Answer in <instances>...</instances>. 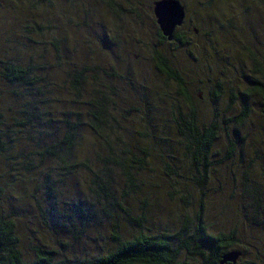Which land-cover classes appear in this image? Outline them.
Returning <instances> with one entry per match:
<instances>
[{"label":"trees","instance_id":"trees-1","mask_svg":"<svg viewBox=\"0 0 264 264\" xmlns=\"http://www.w3.org/2000/svg\"><path fill=\"white\" fill-rule=\"evenodd\" d=\"M47 1L0 0V10L11 12L12 18L19 21L17 26L21 27V38L37 48L41 40L34 41L30 36L38 34L44 37L46 29L52 32V28L46 26L40 15L30 12V6H42ZM104 1L114 7V0ZM238 1L227 0L224 3L236 4ZM208 11L201 13L206 15ZM83 22L85 26L88 23L86 20ZM198 22L199 26H194L191 31L193 36L196 29L198 36H203L208 46H213L211 35L215 30L206 20L199 18ZM153 24L156 44L149 46L142 43V37L138 34L132 38L146 47L150 54L147 57L140 55L137 60L124 58L122 64L114 63L115 67L106 72L99 60L93 62V57L88 58V51L84 53L81 65L69 67L66 75L60 79L50 77L52 70L44 59H40L42 64L39 65L22 63L19 57L14 56L12 38L16 36L15 31L0 29V178L11 177L8 185L13 187H21L25 182L42 187L51 211L54 202L51 199L57 195V189L66 184V178L62 177L69 178L80 170L88 172L90 180L87 190L91 192L93 200L90 206L84 208L81 202L78 205L73 203L74 215L82 225L77 231L76 241L90 220L100 224L103 218L111 217L112 210L123 208L121 203L128 193L113 184V176L119 173L117 169L121 170L128 185L133 187L131 195L134 194L135 198L133 210L122 209L126 215L124 225L129 223L135 230L126 236L115 231L110 235L112 242L105 241L101 247L97 246V250L87 251L83 256L58 254L52 243L30 245L29 254H25L19 244V229H16L12 214L0 210V264H179L183 254L198 264H220L222 256L228 252L238 251L242 256L240 250H235L239 227L235 225L228 231H210L206 222L209 198L205 200L204 196L207 191L218 189V196H225L228 200L226 202L224 199L227 205L223 209L230 205L227 212L231 215L234 216V209L238 205L240 208L237 211L248 221L260 214L259 202L253 196V191L249 192L253 183L246 172L250 164H245L241 155L243 140L239 141L238 137L232 140L227 134L224 144L218 132L228 123L236 128L243 127L250 115L246 104L251 92L258 94L259 104L264 111V60L258 57L257 49L249 43L248 37L244 41L237 37L236 45L242 43L241 47L250 57L254 78L248 79L253 86L241 89L237 97L230 90L227 110L235 99L243 100L237 114L218 118L219 113L214 110L215 113L208 116L206 112L198 110L196 104L200 101L193 91L194 77H197L198 71H210L209 66L202 68L201 59V54L208 49L205 50L203 44L197 50H191L186 34L177 30L169 42L158 30L154 19ZM259 24L258 21L247 24L257 44L260 40L254 26ZM202 28L207 30L203 31ZM118 39L112 38L110 42L116 43ZM124 39L129 42L131 37ZM99 40L100 47L106 51L104 46L107 47V39ZM59 41L55 37L49 46L57 53L60 62ZM77 41L85 42L81 39ZM167 42L174 43L176 50L181 49L186 54L191 78L176 65L173 54L158 49L157 46ZM21 44L23 47L30 46ZM222 46H226L225 43ZM224 49L219 45L217 48L211 47V52H208L214 56L212 59L218 61L216 69H211L215 74L211 91L205 96L211 104L222 99L223 85L229 79L226 76L228 67H233L232 60L229 61L232 55H229L227 48ZM141 60L149 61L154 71L162 76L163 81L159 85L148 82L145 71L139 66ZM120 65L122 72L117 69ZM228 86H231L230 83ZM54 91L58 93L57 96L51 95ZM12 100H20L16 111H13L15 103ZM236 135L239 136V133ZM153 160L162 165L164 176L159 171L161 176L169 179L170 187L166 188V195L175 202L180 200L184 209L177 208L182 211L174 220L166 222L161 217L164 225H157L153 231H145L143 222L154 221L157 217L153 218V215L156 216L157 210L162 207L156 205L157 200L151 202L146 199L150 193L144 194L153 190L152 180L137 181L131 169H146ZM229 168L230 177L226 174L222 178L211 177L214 170L226 173ZM237 174H240V180L235 179ZM228 179L231 180V191L226 193L223 187ZM234 182L243 186V190L234 191ZM6 185L0 182V196L4 195ZM191 190L195 191L194 196ZM241 194L245 199L241 198ZM82 195L86 194L82 192ZM248 198L254 200L250 218L246 207ZM92 206H99L102 214L93 212ZM62 218L65 219L62 227L75 228V216L66 214ZM56 243L65 246L61 240H56ZM235 264H238L237 261Z\"/></svg>","mask_w":264,"mask_h":264},{"label":"rangeland","instance_id":"rangeland-1","mask_svg":"<svg viewBox=\"0 0 264 264\" xmlns=\"http://www.w3.org/2000/svg\"><path fill=\"white\" fill-rule=\"evenodd\" d=\"M154 1L156 0H114L113 8L107 5V2L104 0H48L42 6H30V12L34 15H40L47 23L46 26L49 25L52 28V32L46 29L47 32H44L46 33L44 37H39L38 34L30 36V39L34 41L41 40L40 47L38 46V48L31 42H25V40L21 38V27L19 28L17 26L19 21L12 18L11 12L0 10V29L6 28L7 30L8 28L9 32L12 30L15 31L16 36L12 38L15 50L14 56L16 55L17 58L19 57L22 63L34 65L42 64L39 61L40 59H44L45 64L49 65L50 67L48 68L52 70L50 71V77L55 76L57 79H60L66 75L65 73L69 70V67L72 68L73 65L79 67L83 62L82 57L84 53L86 54L88 51H90L88 58L90 59L93 57V62L99 60V64L108 72L111 68L115 67L114 63L122 64L124 61L122 59L124 58L128 57L131 60H137L140 55L144 57L150 55L145 46L141 43H136L132 38L138 34L142 37L141 42H145L146 45L151 46L152 43H157L156 39L153 37L155 25L153 24L154 16L152 7ZM180 1L181 4L182 1L184 3L182 5H184L185 8V17L183 24L176 29V32L186 34L187 40H189L190 43L188 46L191 50H197V48L203 44L206 46L205 50L208 49V51H204V53L201 54V59L203 64L202 68L209 66L210 71H206L205 69L203 72L202 69V71H198L197 77H194L195 83L193 91L194 95L200 101L196 104L198 110L206 112L208 116L213 112L215 113L214 110H216L219 113L218 118L237 114L243 100L235 99L227 110L229 103L228 94L230 90H232L237 97L241 89L253 86L248 78H254L249 64L250 57H248L246 50L241 47L242 43L236 45L238 40L237 37L242 41L245 40L244 38L248 37L249 43L256 47L258 57L264 60L263 1L239 0L236 4L224 3L227 0ZM207 9H209L206 14L207 16L201 13L202 11L206 12ZM199 18L209 22L210 26L213 27V31L215 30L214 34L211 35V44H213L211 47L217 48V46L220 45L223 50H225L224 47L227 48L229 55H232L229 61L230 59L232 60L233 67H228L226 76L229 77V79L228 82L223 85L224 94H222V99H218V102L215 104H211L205 96L211 91V84L215 76L211 69H216L218 61H215V58L212 59L214 56L208 53L211 52V47L208 46L207 40L203 36H198L199 33L196 29H194L196 30L195 37L191 32L194 26H199ZM229 18L233 19L232 27L230 26L232 20ZM83 20L88 22L86 26ZM257 21L258 24H261L253 26L256 27V32H258L259 35L260 42L258 44L247 27V24H254L257 23ZM213 23L215 25H213ZM202 30L206 31L207 29L202 28ZM128 36L131 37L129 42L124 39ZM55 37L60 40V62L57 60V53L49 46L51 39ZM116 37L119 38L116 43L110 42L112 38L115 39ZM100 38H105L108 41L107 47L104 46V48L107 49L106 51H103L102 47H100ZM79 39L85 42L78 43L77 40ZM86 42L90 45H87ZM21 43L30 44V46L23 47ZM224 43L226 46L223 47L222 44ZM44 47H47L46 50H43ZM157 47L166 52V54H173L172 58L176 61V65L184 69V73L191 78L187 68L188 63H186L185 60L186 54L181 49L176 50V45L174 43L168 44V42L164 43L163 46ZM116 56H118L119 59ZM238 58H240L241 61ZM139 66L145 71V76L149 83H156L159 85L161 81H163L162 76L154 71L149 61L144 62L141 60ZM117 69L122 72L121 65L118 66ZM229 83L231 86H228ZM51 95L57 96L58 93L54 91ZM259 100L260 97L258 94L251 92L250 96L247 98L246 104L250 115L243 127L236 128L228 123L218 134L222 142L224 140L226 141L225 138L227 134L231 136L232 140L237 137L239 141L243 140L241 143V155L243 162L245 164H250V168L246 169V172L248 171L247 177L252 181L251 183H253L249 188V192L253 191V196L256 201L259 202L260 207L258 206V210L260 214L256 219H250V221H248L242 216L243 214L241 212L237 211V208H240L238 205L237 208L234 209V216L231 215L227 212L228 208L231 207L230 205H228L227 209H223L226 208V202L228 200L225 196H218V189L207 191L204 196L205 200L209 198V209L206 214V222L210 231H228L235 225L240 228V231L237 229L238 234L236 233V236L238 239L237 246L235 247V250H240L242 252V256L237 260L238 264H264V111L259 104ZM12 101L15 103L13 105V111H16V108L19 107L18 104L20 100L18 102ZM12 101L10 104H12ZM234 128H236V131ZM236 133H239V136H237ZM156 162V160H153L152 163L148 164L146 169H131L137 181L144 179L149 181L152 180L154 191L151 190L144 194L150 193L146 196V199L148 198L151 202L157 200L156 205L163 208V210L162 208L157 210L156 216L153 215V218L157 217L154 221L151 219L149 222H143V229L145 231L147 229L153 231L158 227L157 225L163 224L165 221L170 222L174 220L177 214L182 211L177 208L184 207L180 200H176L177 202H175L172 197L168 198L166 195L168 194L166 188L169 189L170 187V185L168 186L169 179L163 177L164 174L162 173H164V171L162 172V165ZM117 170L119 173L113 176V184L119 190H125L128 193L121 203L122 209L133 210L135 206L133 202L135 199L133 196L134 194L131 195L133 187L131 188L128 185L121 170ZM159 171L163 176H161ZM227 171L228 172L225 173L222 170L218 172L214 170V175L211 177L222 178L226 175L230 177L231 168ZM1 174L0 171V176ZM239 175L240 174H237L235 179L240 180ZM62 178H66V181H64L66 184L63 187H59L55 192L57 195L51 199V201H54L51 205V211L50 203L46 200L48 198L44 195V189L42 187L37 184L34 186L33 183L26 184V182L22 183L21 187L18 185L17 187H13L8 185L10 180H12L11 177L7 176L0 178V182L7 184L4 195L2 194L0 196V210L12 214L16 229L17 227L19 229V231H17L19 244L22 245L21 248L25 254H29L30 245L52 243V245L56 247L58 254L83 256L87 251L93 252L97 250V246L101 247L105 241L112 242V240H110V235H113L112 233L115 231L126 236L135 230L129 223L124 225L125 212H123L122 209L116 208L112 210L111 217L103 218L100 224L90 220L80 238L76 241L75 237L77 236V231L82 225L80 219L74 215L75 205H73V203L75 202L78 205L81 202L83 208L87 205H91L93 197L91 198L92 194L87 190L90 179L88 177V172L84 170L78 171L74 175L69 176V178L64 176ZM233 184H235L233 188L234 191L235 189H237L238 192L243 190V186L235 182ZM223 188L226 193L231 191L230 179H228L227 184ZM82 192L86 195H82ZM190 193L193 196L195 195V191L193 190H191ZM240 196L245 199L243 194ZM253 201V199H247L248 204H246V207L249 211L247 214L248 218L251 217ZM136 202L138 201L136 200ZM91 210H93V212L95 211L98 215L102 214L99 206H92ZM66 214L75 216V228H72V226L68 228L61 226L65 220L62 218V215ZM161 217H163L165 221ZM254 223H258V225ZM56 240L63 241L65 246L61 247L56 243ZM178 263L198 264L194 259L184 254L181 256Z\"/></svg>","mask_w":264,"mask_h":264},{"label":"water","instance_id":"water-1","mask_svg":"<svg viewBox=\"0 0 264 264\" xmlns=\"http://www.w3.org/2000/svg\"><path fill=\"white\" fill-rule=\"evenodd\" d=\"M152 12L158 30L167 41H172L174 33L183 24L185 8L179 0H156L153 2ZM196 32V30H194ZM238 251H231L223 255L220 264L229 262L235 264L239 259Z\"/></svg>","mask_w":264,"mask_h":264},{"label":"flooded vegetation","instance_id":"flooded-vegetation-1","mask_svg":"<svg viewBox=\"0 0 264 264\" xmlns=\"http://www.w3.org/2000/svg\"><path fill=\"white\" fill-rule=\"evenodd\" d=\"M199 97V96H198ZM200 98V97H199Z\"/></svg>","mask_w":264,"mask_h":264}]
</instances>
